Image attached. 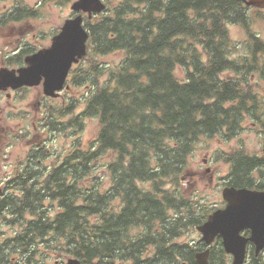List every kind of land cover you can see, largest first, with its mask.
<instances>
[{
  "label": "trees",
  "instance_id": "trees-1",
  "mask_svg": "<svg viewBox=\"0 0 264 264\" xmlns=\"http://www.w3.org/2000/svg\"><path fill=\"white\" fill-rule=\"evenodd\" d=\"M114 1L84 17L88 62L71 68L67 78L69 87H86L76 99L83 103L78 117L97 118L95 139L86 147L71 140L56 164L39 169L31 150L23 171L0 183V264L11 255L25 264H48L54 254L83 264H174L175 245L168 241L212 209L187 198L181 187L195 141L229 135L245 113L264 129L256 119L264 91V38L248 30L246 54L234 59L226 30L229 23L247 29L248 9L262 8L243 0ZM35 15V8L16 0L8 18ZM116 51L122 56L115 65L95 58ZM178 64L185 68L183 79L174 74ZM248 69L259 73L262 93L252 91ZM72 100L47 107L41 126L48 136L55 131L72 137L67 131H76L78 117L63 119ZM107 151L114 156L104 165L110 184L103 190L102 176L92 168ZM222 158L229 164L225 184L264 189V146L257 153L234 149ZM114 197L120 198L117 210ZM6 226L11 235H4Z\"/></svg>",
  "mask_w": 264,
  "mask_h": 264
},
{
  "label": "rangeland",
  "instance_id": "rangeland-1",
  "mask_svg": "<svg viewBox=\"0 0 264 264\" xmlns=\"http://www.w3.org/2000/svg\"><path fill=\"white\" fill-rule=\"evenodd\" d=\"M109 1L111 3L109 7L115 3L114 0ZM21 2L28 8H35L36 15L10 22L8 18L10 9L15 6L16 0H0V63L2 62V57H4L9 64L8 66L18 64V67L23 64L22 58L26 54H22L24 49L27 50L29 48L30 51L28 53H30L38 48L48 46L52 35L59 30L64 19L71 15L69 7L71 0L69 2H60V0H21ZM104 2L107 5L106 0ZM248 10L247 18L249 16V23L247 24V29L237 23L226 25L229 41L232 44L228 51H230L231 57L234 59H240L242 55L246 54L244 46L248 30L258 33L260 37L264 38V20L261 18V16H264V8L258 11L254 8ZM2 12L4 13L3 15H1ZM30 47L35 50L30 49ZM121 56V52L116 51L105 55H95V58L98 61L115 65ZM87 57H89V54H87ZM87 57L86 59L82 57L71 68L75 69L77 64L87 63ZM260 57V55L257 56L259 60ZM248 70L247 77L252 91L256 93L260 91L259 93H262L258 89L257 84V82L261 83L259 73ZM184 73V67L179 64L175 66L174 74L176 77L183 79ZM230 74V70L224 72L225 76ZM65 83L70 85L71 81L66 80ZM85 89L86 87L83 85L63 88L57 97L50 98L43 96L41 85H37L12 92V98L0 104V129H2V124L5 125V130H0V175L8 174L13 170L17 171L18 160H22L25 151L31 144L40 143L42 137L46 139L45 144H43L46 145L45 149H49V153L45 154L42 160V165L45 166L56 164L58 159H60V153H63L62 148H65L66 144H69L71 140L80 141L82 147H86L87 144L90 145L97 133L98 120L94 116L78 117L82 111L83 103L76 99L82 95ZM263 94L264 91L262 96ZM70 98L73 99L72 101L75 104L63 119L68 120L78 117L76 119V131L72 128L68 129V134H72L71 138L65 132L57 133L55 131L49 132L48 136V133L42 130V115L46 113L47 107L49 109L60 104L64 106ZM256 105L258 108L256 119L258 121L262 120L264 123V101L259 102L257 100ZM251 115L245 113L238 128L234 129L229 135L227 132L214 133L210 136H201L195 141L193 151L188 156V172L184 171L185 176L181 180V187L187 198L191 196L195 202H206L209 207L211 205L210 208L212 209L223 206L224 201L221 198V189L225 184L224 178L229 171V164L223 160L222 155H227L230 151L232 152V150L238 148L243 149L245 152L257 153L264 146V129L263 131L260 130L258 125H254L251 122ZM113 156V152L107 151L93 163L95 167L93 166L92 171L96 175L99 173L98 178L102 176L101 187L103 190L107 189L110 184V175L106 174L107 172L105 173L104 165L108 164ZM106 170L108 169L106 168ZM45 203L51 209L56 206L55 202L51 204L50 201H46ZM119 204L120 198L114 197L111 205L115 210L120 207ZM2 229L4 235L13 233L9 226L2 227ZM183 230L184 232L180 237H198V233L191 226ZM134 231L135 229L132 232ZM150 251L151 248L148 247L144 255H147ZM57 256L58 254L50 256L51 259L47 263L53 264V260L58 258Z\"/></svg>",
  "mask_w": 264,
  "mask_h": 264
},
{
  "label": "water",
  "instance_id": "water-1",
  "mask_svg": "<svg viewBox=\"0 0 264 264\" xmlns=\"http://www.w3.org/2000/svg\"><path fill=\"white\" fill-rule=\"evenodd\" d=\"M243 2L246 6L264 8V0ZM104 8L103 0H72L70 9L75 15L64 19L48 46L27 54L24 64L19 67H0V88L40 84L44 95L56 96L64 86L72 63L86 52L88 32L82 24V13L89 18ZM221 197L224 206L214 209L196 228L206 241L220 234L224 249L233 255L231 264H242L247 240L255 244L256 250L264 245V190L226 185L221 190ZM244 228L251 231L247 238L240 234ZM198 262L207 264L206 260ZM64 264L82 263L77 257H69Z\"/></svg>",
  "mask_w": 264,
  "mask_h": 264
},
{
  "label": "flooded vegetation",
  "instance_id": "flooded-vegetation-1",
  "mask_svg": "<svg viewBox=\"0 0 264 264\" xmlns=\"http://www.w3.org/2000/svg\"><path fill=\"white\" fill-rule=\"evenodd\" d=\"M4 13L2 12L1 15ZM24 56V55H23ZM23 60V58H22ZM7 60L2 57V62L0 63V67H7V68H16L17 65L14 66H8ZM29 87L22 86L17 89H10V88H0V104L4 103V101L10 100L12 98L14 91L24 90L28 89ZM262 101H264V94L262 96ZM39 102V101H38ZM1 131H4L5 125L2 124ZM45 133V132H43ZM45 138L42 137V141L38 144H31V146L28 147V149L25 151L24 157L22 160H18V169L20 168V171H23V168L26 163V154L33 150L35 152L36 158H35V165L37 168L42 167V160L40 158V155L42 153V150H44L45 154L49 153V149H45V145L43 143ZM30 145V144H29ZM30 158L28 160V163H31ZM45 166V165H44ZM49 166V165H48ZM105 173L109 175V171L104 168ZM15 173V170L11 171L8 174H2L0 175V183H3L5 181L10 180L12 177V174ZM25 174V172H24ZM16 175V174H15ZM2 185L0 184V191H2ZM250 188V187H248ZM201 223V222H200ZM199 224V223H198ZM198 224H188V226H185L183 228H180L179 232H177L178 236L172 238L168 242L175 245V247H172L170 250L174 252L173 256L175 258L174 264H199V260H206L207 264H231V261L233 259V255L229 252H227L224 249L223 246V239L220 234H217L213 237L212 240L206 241L202 238L201 232L196 228ZM193 227V230L198 233V237L196 238H190V237H180L182 233L184 232V228L187 227ZM240 234L243 237H249L251 234L250 229L244 228L240 231ZM168 252V245L166 246ZM9 260L6 261L4 264H25L22 261V258H15V256L11 255L8 256ZM72 257V256H64L63 258H55L53 260V264H64L66 262V259ZM82 263V262H81ZM264 263V245L259 250H256L255 244L251 240H247L245 243V254L242 264H263ZM83 264V263H82Z\"/></svg>",
  "mask_w": 264,
  "mask_h": 264
}]
</instances>
